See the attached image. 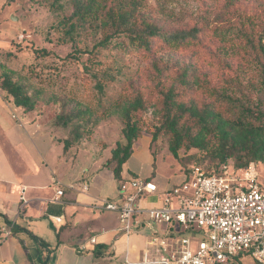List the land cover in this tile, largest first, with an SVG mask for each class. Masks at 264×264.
<instances>
[{"label": "rangeland", "instance_id": "rangeland-1", "mask_svg": "<svg viewBox=\"0 0 264 264\" xmlns=\"http://www.w3.org/2000/svg\"><path fill=\"white\" fill-rule=\"evenodd\" d=\"M125 1L135 2L142 16L166 31L200 28L203 38L199 52L182 50L158 57L184 67L199 56L200 74L214 78L217 71L215 80L228 81L225 93L240 104L264 111V0ZM9 10V33L0 41V62L17 80L29 85L31 92L37 91L40 106L32 113L43 125L42 144L50 143L51 155L61 156L64 141L69 139L65 153L70 161L64 164V170L78 171L82 166L96 167L100 163L110 167L112 150L123 141L125 127L123 116L110 103L148 81V62L136 53L125 55L101 48L103 33L98 22L70 18L73 0H15ZM13 14L17 21L12 19ZM21 33L29 36L21 38ZM118 67L126 74L115 80L104 78L106 71ZM99 79L106 85L105 95L99 91ZM78 109L88 114L82 113L68 124L56 122L58 115ZM160 122L153 110L142 113V136L124 165L127 175L134 172L173 186L181 183L185 170L191 171L196 165L207 170L216 166V160L196 148L181 149V157L176 159L164 128L152 142ZM55 136L60 143L51 142ZM256 164L264 185V163ZM198 244V237L192 236L191 248L195 250ZM232 264L261 263L243 256Z\"/></svg>", "mask_w": 264, "mask_h": 264}, {"label": "trees", "instance_id": "trees-1", "mask_svg": "<svg viewBox=\"0 0 264 264\" xmlns=\"http://www.w3.org/2000/svg\"><path fill=\"white\" fill-rule=\"evenodd\" d=\"M14 1L10 0V3ZM73 3L71 19L99 23L103 33L99 42L101 48L116 50L118 54L136 53L148 62L145 70L148 81L142 82L132 92H123L110 103L115 105V110L125 122L124 139L113 148L110 165L118 181H124V164L132 155L133 145L142 136V113L150 109L161 118L152 142L164 128L170 135L169 148L176 159H180L183 148L204 150L217 161L213 169H205L210 174L220 172L228 164L244 168L252 162L264 163V111L240 104L232 95L225 93L228 81L215 80L217 71L214 78L207 73L200 74L199 56L184 67L158 57L182 50L199 52L203 38L200 28L166 31L142 16L135 2L125 0H73ZM125 74L123 68L118 67L113 72L106 71L104 78L115 80ZM97 85L105 95V83L99 79ZM0 88L26 112H34L40 106L37 91L31 92L29 85L17 80L1 62ZM75 110L66 116L58 115L56 122L68 124L73 118H80V114H88V111ZM68 140L64 141L65 151L70 146ZM185 173L188 177L190 170H185ZM243 256L254 258L244 252L228 262L216 264H232Z\"/></svg>", "mask_w": 264, "mask_h": 264}, {"label": "crops", "instance_id": "crops-1", "mask_svg": "<svg viewBox=\"0 0 264 264\" xmlns=\"http://www.w3.org/2000/svg\"><path fill=\"white\" fill-rule=\"evenodd\" d=\"M12 3L0 0V41L8 38ZM41 126L32 112L16 106L0 88V264H132L142 260L151 232L122 233L118 212L103 207L106 200L119 198L120 181L112 168L100 163L64 170L70 161L65 149L53 157L50 143L40 140ZM50 140L61 142L56 136ZM134 177L140 176L127 175L123 167L124 181ZM157 185V192L137 204L158 207L163 192L179 184ZM59 189L64 193L55 199ZM92 237L97 238L95 244L90 243ZM81 243L88 245L85 253L76 251Z\"/></svg>", "mask_w": 264, "mask_h": 264}, {"label": "built area", "instance_id": "built-area-1", "mask_svg": "<svg viewBox=\"0 0 264 264\" xmlns=\"http://www.w3.org/2000/svg\"><path fill=\"white\" fill-rule=\"evenodd\" d=\"M256 166L228 164L212 174L194 166L186 180L165 190L161 204L153 208L137 202L157 192V183L134 177L120 182L119 198L106 200L103 207L118 212L122 233L151 232L143 259L132 264H216L244 252L264 264V185ZM63 193L59 189L55 199ZM21 199L27 202L24 194ZM192 236L199 240L195 250ZM96 242V237L90 239ZM88 249L86 243L76 247L78 253Z\"/></svg>", "mask_w": 264, "mask_h": 264}, {"label": "water", "instance_id": "water-1", "mask_svg": "<svg viewBox=\"0 0 264 264\" xmlns=\"http://www.w3.org/2000/svg\"><path fill=\"white\" fill-rule=\"evenodd\" d=\"M12 19L17 21L19 18L16 15L13 14L12 15Z\"/></svg>", "mask_w": 264, "mask_h": 264}]
</instances>
